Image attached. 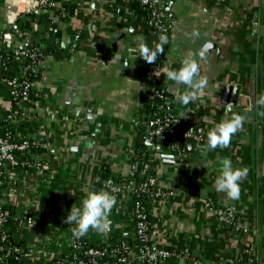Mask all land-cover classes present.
Here are the masks:
<instances>
[{
    "label": "crops",
    "instance_id": "crops-1",
    "mask_svg": "<svg viewBox=\"0 0 264 264\" xmlns=\"http://www.w3.org/2000/svg\"><path fill=\"white\" fill-rule=\"evenodd\" d=\"M12 1L0 0V48L9 59L14 39L1 38L7 27L4 10ZM61 2V8L34 9L18 16L30 42L35 34L31 45L39 53L33 91L41 96L29 114L42 122L38 133L45 138V150L38 156L45 166L24 174L8 203L33 217L26 232L34 259L47 264L69 252L74 226L66 224L65 217L71 208L81 207L88 191H110L102 171L108 169L117 184L134 181L128 177L138 164L130 158L140 138L146 151L143 169L145 165L153 169L161 191L150 202L149 218L152 243L171 252L161 264H237L243 255L249 264H264V115L260 114L264 109L255 104L264 92V0H174L171 6L169 0H157L170 23L159 65L129 58L137 36L153 50L160 37L134 13L132 0ZM39 24H44V38ZM55 30L60 37H54ZM193 30L199 38L192 37ZM70 34H80L75 48L61 46ZM207 44L205 58L197 57L207 86L194 101L182 105L176 96L186 86L177 87L166 72L178 69L184 55ZM157 85L168 92V103L182 128L200 129L201 141L187 140L180 151L170 144L161 148L146 144L152 137L146 124L151 113L144 110L143 100ZM229 85L240 86L233 108L222 101ZM233 113L246 120L229 147L205 151L208 131ZM222 159H229L233 168L248 169L238 200L214 188ZM127 193L114 195L116 205L109 216L113 231L90 229L81 239L109 243L122 239L135 251ZM208 201L216 207L235 206L242 228L220 221L206 206Z\"/></svg>",
    "mask_w": 264,
    "mask_h": 264
},
{
    "label": "built area",
    "instance_id": "built-area-1",
    "mask_svg": "<svg viewBox=\"0 0 264 264\" xmlns=\"http://www.w3.org/2000/svg\"><path fill=\"white\" fill-rule=\"evenodd\" d=\"M8 1V0H5ZM140 5L147 8L148 19L147 24L155 30L160 36L167 33L170 23L166 15L163 13L157 0H137ZM61 0H39V3L33 7L30 0H13L10 6H6L4 10V19L7 21V27L2 33L1 40L14 39V46L11 59L14 58L22 63L25 58L30 59V63L22 67L17 73L10 76H2L3 72H10L13 66L6 64L2 54L0 53V111L9 112L8 118L11 120L30 119L32 115L29 112L18 113L13 108L16 106L21 108L24 106L25 99L33 90V80L30 77V72H33L37 59L38 51L31 45L29 34L19 27L18 16L20 13L31 11L40 8H61ZM165 45V44H164ZM163 45V46H164ZM2 48H0V51ZM154 94L160 98H165L163 90H154ZM27 109V108H26ZM27 111V110H26ZM42 124V122H40ZM146 124L149 126V134L152 137L166 136L169 140L170 147L174 150L180 151L182 144L187 140L194 142L201 141L200 129L191 131L182 128L179 119L174 115L170 106L163 107V104H158L155 111L151 112ZM39 126L36 130L38 133ZM43 145L42 141L35 134L22 135L20 139L14 140L12 134L8 131L0 133V186H2V193L8 202L12 196V191L19 186L24 174L29 172H38L45 166L44 161L37 153L31 151L32 147H39ZM18 153H24L28 157L19 158ZM144 166L143 174L147 169ZM110 181V180H109ZM150 185H155L156 178L150 177L148 180ZM105 188L112 193L135 192L136 187L134 181H128L124 184H117L111 181L110 185H105ZM161 195L160 188L156 186L153 192V197L158 198ZM206 206L213 209L217 218L226 223H232L239 229L242 224L237 217L235 206L226 205L224 207H216L212 202L208 201ZM134 217V234L137 240L135 251L128 248L119 249L114 248L111 251L112 259H104V251L98 248L89 247L85 250L88 260L73 259L70 260L65 257H55L49 259V264H161L168 257L171 252L161 246L154 245L151 241V225L142 212V206L139 202H134L132 208ZM8 210L3 206V201L0 199V250H4V255L19 253L20 247L9 244L3 246L2 241L7 237V230L4 228V223L7 220ZM33 217L30 214L23 216L22 222L24 226L31 224ZM74 226V225H73ZM76 238L72 236L71 246L77 247ZM29 256L34 260L33 253L29 250ZM200 264L198 262H195ZM238 264H249L248 261H239Z\"/></svg>",
    "mask_w": 264,
    "mask_h": 264
},
{
    "label": "clouds",
    "instance_id": "clouds-1",
    "mask_svg": "<svg viewBox=\"0 0 264 264\" xmlns=\"http://www.w3.org/2000/svg\"><path fill=\"white\" fill-rule=\"evenodd\" d=\"M35 7L39 0H30ZM193 38H199L200 33L197 30L192 32ZM168 38L166 35L159 37V43L155 45V49H150L144 42L143 37L137 36L135 39L136 47L130 48V59L136 60L142 58L149 64L156 63L157 55L163 51V45L166 44ZM210 45L202 46L197 52H188L183 56L178 69H170L166 72V76L173 81L177 87L186 86V91L176 96L177 102L187 106L194 101L206 88L207 77L200 73L199 60H203L206 56V49ZM199 58V60L197 59ZM128 67V61H124V68ZM255 104L264 109V92H262L255 100ZM264 115V112L260 113ZM246 117L244 115L233 113L229 119L222 120L215 124L207 133V143L205 151H213L217 148H227L231 143L232 136L242 127ZM219 174L214 181V188L217 192H222L230 200H238L241 189L240 182L247 177V168H233L229 159L219 161ZM111 181H106L105 185H110ZM116 205V197L110 191L90 190L82 199L81 207H73L69 214L65 217L66 224H73L71 233L74 238H82L89 230L97 232L104 231L109 224V216L112 209Z\"/></svg>",
    "mask_w": 264,
    "mask_h": 264
},
{
    "label": "trees",
    "instance_id": "trees-1",
    "mask_svg": "<svg viewBox=\"0 0 264 264\" xmlns=\"http://www.w3.org/2000/svg\"><path fill=\"white\" fill-rule=\"evenodd\" d=\"M131 6L133 8L134 13L138 17L143 18L145 21L148 19L149 15L147 8L145 6L140 5V3L137 0H132ZM0 53L2 54V57L4 58L6 64L14 67L10 72H3L1 77L4 76L8 77L10 75H14V73H17L22 67L30 63L29 58H25L22 63H19L18 60L14 58L9 59L8 55L5 54L3 50H1ZM163 57H164V48L163 51L157 55L155 64L159 65L162 62ZM30 77L32 80H34L35 78L34 71L30 72ZM158 89L163 90V95L165 96V98H160L154 94V90H158ZM40 96L41 94H38L37 92L31 90L30 93L28 94V97L25 99L24 106L21 108H18L16 106L15 108H13L14 111L18 113L21 112L28 113L33 102L35 100H38ZM143 101H144V110L146 111V113L148 112V109L150 107H151V112L155 111L158 104H163V107L170 106V104L168 103L169 101L168 92H166L165 89L160 87L159 85L155 86L154 89L148 91L147 96L144 98ZM8 115L9 112L0 111V133L6 131L10 132L14 140L20 139L22 135L36 133L37 137L42 141V143L45 142L44 136L36 132L37 128L41 125V123L38 121V119L35 118V116L32 115L30 119L11 120V119H6L8 118ZM43 145L36 148L32 147L31 151L37 154L41 153L45 150V147ZM17 155L20 159L28 157L24 153H18ZM144 156H146L145 146L143 140L139 138L135 141L134 155L130 158V162L133 165L138 164V166L136 169H133L132 173L128 177L129 179L134 180L136 191L129 192L127 193V195L130 198L129 210L130 209L132 210L134 206V202H139L140 205L142 206V212L145 213L146 218L149 220L150 202L151 200L154 199L153 192L156 189L157 184L150 185L148 183L149 178L154 177V171L151 167H148L144 172V174L141 173V169L143 172L142 161ZM101 175H102L101 179H105V181L111 178V174L108 169L102 171ZM111 180L113 181L114 179L111 178ZM2 188L3 187L0 186V199L3 201V206L8 210L7 220L4 223V228L7 230V237L4 241H2V245L5 247L8 246L9 244L16 245L20 247V251L19 253L16 254L11 253L9 255H4V250H0V264H41L40 261L35 259L32 260L29 256V246H28L26 227L22 222L23 216L29 213L26 212L23 208H18L16 206L9 204L6 201V197L2 193ZM112 194L115 195L116 197H119L121 193H112ZM109 237L110 238L108 239L110 240L112 238V235H110ZM75 241L77 243L76 248L70 246V250L68 253L60 255L58 257L66 256L70 260H73L75 258V259H83L87 261L88 256L85 254V250L88 249L89 247H94L104 251L103 254L104 259H112L111 256L112 249L114 248L127 249V247L123 244L122 239L112 240L111 243H109L110 241L108 242L105 240L104 241L97 240L96 242H89L81 238L79 239L76 238ZM239 261H247V255L241 256V259ZM47 264H49V262H47ZM131 264H135V262L134 263L132 262Z\"/></svg>",
    "mask_w": 264,
    "mask_h": 264
},
{
    "label": "water",
    "instance_id": "water-1",
    "mask_svg": "<svg viewBox=\"0 0 264 264\" xmlns=\"http://www.w3.org/2000/svg\"><path fill=\"white\" fill-rule=\"evenodd\" d=\"M173 3H174V0H169V6H171ZM71 7H73V6H71ZM166 10H168L167 7H166ZM34 19H36L38 22L39 15H36ZM20 26L22 27V25H20ZM38 31H40L42 33L41 38H44V24L38 25ZM60 34H61L60 31L55 30L54 37L58 38V37H60ZM79 38H80V34H78V35H71V34L67 35L66 40L61 43V46L71 45V46H73V48H75L74 42L78 41ZM34 39H35V34L33 33V34H31V42L32 43H33ZM229 90H230V94H229ZM239 91H240L239 85H229L223 94L222 101L224 103L229 104L230 108H233L237 104L238 97H239ZM149 113H151V107L149 108ZM149 117H150V115L148 116V119H149ZM189 142L190 141H188V143L186 145L189 146V144H190ZM146 144L147 145H157L159 148H161L160 145L161 144H169V140L168 139L162 140V136L147 137ZM165 156H170V155L165 154ZM113 229H114V221H109L107 230L109 232H111V231H113ZM124 236L128 237V236H130V233H124ZM125 243H128V240H125Z\"/></svg>",
    "mask_w": 264,
    "mask_h": 264
}]
</instances>
